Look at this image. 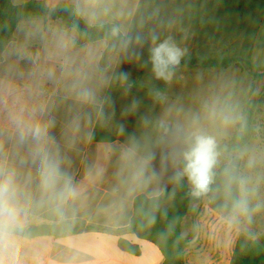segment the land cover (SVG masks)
<instances>
[{
    "label": "clouds",
    "instance_id": "9594fccd",
    "mask_svg": "<svg viewBox=\"0 0 264 264\" xmlns=\"http://www.w3.org/2000/svg\"><path fill=\"white\" fill-rule=\"evenodd\" d=\"M57 9L66 18L53 19ZM165 27L172 22L141 0H61L0 39V264H43L29 254L32 227L41 219L64 225L78 212L87 193L72 169L97 129L124 138L108 149L117 157L108 210H123L150 189L156 194L169 169L195 196L223 176L230 223L250 221L264 207L254 202L264 180V147L243 144L223 159V137L245 127L232 95L211 93L187 107L153 83H170L187 51L171 35L161 39ZM125 63L150 66L149 79L134 80ZM137 87L152 102L146 111L133 95ZM118 98L124 101L119 118ZM130 116L137 121L133 132ZM94 171L89 167L86 175L94 178Z\"/></svg>",
    "mask_w": 264,
    "mask_h": 264
},
{
    "label": "rangeland",
    "instance_id": "374dc122",
    "mask_svg": "<svg viewBox=\"0 0 264 264\" xmlns=\"http://www.w3.org/2000/svg\"><path fill=\"white\" fill-rule=\"evenodd\" d=\"M165 3L161 0V16L166 22H175L179 43L186 36L192 41L186 60L198 62L191 67L180 64L170 83L160 81L157 86L187 107H196L211 93L232 95L245 116V127L242 132L231 130L223 137L224 160L232 158L234 149L243 144L264 147V90L258 100L252 94V88L264 76V0H218L216 6L209 3L201 8L199 0ZM160 32L161 39L165 38L167 31ZM137 96L143 101L141 110H148L152 105L150 98L146 93ZM155 112H160L159 106ZM133 120L136 121L135 116L128 117L126 124ZM238 135L242 138L235 141ZM184 184L191 187L187 180ZM209 201L202 195L197 202L189 227L193 236L185 250V264H230L241 233L258 241L264 235V207L254 212L250 221L230 223V217L211 209ZM254 202L264 205V180L260 181ZM140 243L145 251L143 258L152 261L150 243Z\"/></svg>",
    "mask_w": 264,
    "mask_h": 264
},
{
    "label": "crops",
    "instance_id": "0c3cea01",
    "mask_svg": "<svg viewBox=\"0 0 264 264\" xmlns=\"http://www.w3.org/2000/svg\"><path fill=\"white\" fill-rule=\"evenodd\" d=\"M11 1L16 5H20L32 0ZM40 1H45L48 6L52 7H56L61 3V0ZM175 2L176 0H166L165 4L174 5ZM141 3H149L151 7L159 8L161 0H141ZM209 3L216 6L218 0H199V7H207ZM17 27L13 35L16 33ZM175 27V22H173L170 29L165 27L160 30L167 31L165 36L171 35L179 46L185 48L187 50L186 55L191 53L192 41L186 36L183 42L179 43L176 37ZM145 46L148 47L147 44ZM143 49L148 51V48ZM186 55L181 62L189 61L186 60ZM149 68L141 69L136 63H125L123 65V69L130 72L132 78L137 81H146L149 79ZM153 83L157 86L160 84V81H153ZM143 93H146L145 88L137 87L133 90V95L136 96ZM122 103L124 101L118 98L117 118H119V109ZM130 122L126 124L128 131H136L137 129L134 127L137 125V121L133 120ZM105 130L114 136V140H93L90 144L84 146L83 151L75 157L72 169L75 180L82 184L87 195L70 223L91 228L79 234L63 236L58 235L57 230L59 225H54L45 219L39 220L32 227V239L28 245V250L30 256H40L43 264H162L164 261L161 250L149 241L146 242L150 243L148 246L153 255V260L150 261L148 258H143L145 251L140 241L145 240L139 239L133 232L128 230L134 214L135 200L128 202L123 210L107 209L109 203L114 199L112 188L115 183L114 173L117 167V157L114 153H110L108 149L109 147H118L124 138L118 136L114 129ZM89 167H93L95 170L94 178H89L86 175ZM172 173L173 171L169 169L161 175L159 186H154L156 194H152L153 189H150L148 193L143 195L148 197L160 195L168 187ZM121 238L138 244L141 248V253L139 255H133L122 250L119 247V240ZM29 264H34V262L30 260Z\"/></svg>",
    "mask_w": 264,
    "mask_h": 264
},
{
    "label": "trees",
    "instance_id": "16d2710c",
    "mask_svg": "<svg viewBox=\"0 0 264 264\" xmlns=\"http://www.w3.org/2000/svg\"><path fill=\"white\" fill-rule=\"evenodd\" d=\"M45 1L32 0L16 5L11 0H0V39L11 38L19 22L27 17L43 15ZM66 13L57 9L53 19L66 18ZM142 58L148 59L149 52L142 49ZM197 60L181 62L182 66L191 67ZM262 78V77H261ZM255 86L252 88L254 94ZM242 138L235 137V141ZM114 136L105 129H97L94 141H112ZM223 167V166H222ZM173 173L168 187L158 196H138L134 203V214L128 227L139 239L156 244L161 250L162 264H185V250L193 234L189 229L196 215V205L201 196H195L191 187L184 180H173ZM238 195V192L234 193ZM209 198L211 209L219 214L231 217V197L227 194L223 176H217L212 189L205 194ZM91 227L76 223L59 225L58 235H74ZM119 247L133 255H139L141 248L128 239L121 238ZM230 264H264V235L261 241L247 233H241L236 241Z\"/></svg>",
    "mask_w": 264,
    "mask_h": 264
},
{
    "label": "water",
    "instance_id": "95a60500",
    "mask_svg": "<svg viewBox=\"0 0 264 264\" xmlns=\"http://www.w3.org/2000/svg\"><path fill=\"white\" fill-rule=\"evenodd\" d=\"M263 90H264V76L256 84L253 99L258 100V97H259L260 93H262Z\"/></svg>",
    "mask_w": 264,
    "mask_h": 264
}]
</instances>
